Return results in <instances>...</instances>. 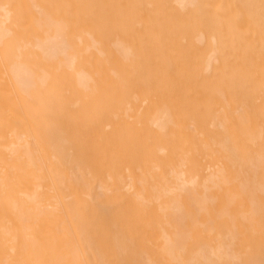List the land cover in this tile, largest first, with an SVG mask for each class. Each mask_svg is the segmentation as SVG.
<instances>
[{
  "label": "bare ground",
  "instance_id": "1",
  "mask_svg": "<svg viewBox=\"0 0 264 264\" xmlns=\"http://www.w3.org/2000/svg\"><path fill=\"white\" fill-rule=\"evenodd\" d=\"M143 102L151 115L145 138L127 116H118L135 113ZM237 125L257 128L255 138H241L248 144L264 140V0H0V264H117L113 252L121 264H147L91 208L74 214L78 232L68 206L82 195L103 197L114 186L125 204L110 210L122 229L138 242L152 239L146 215L129 199L136 172L147 190L162 164L176 176L184 166L196 169L192 129ZM241 154L243 173L264 171V141L260 152L246 147ZM237 158L228 156L232 164ZM251 185L253 195L264 192ZM201 203L191 204L201 209ZM172 207L166 225L180 239L188 216ZM196 222L191 218L187 229ZM179 239L164 246V257L173 260Z\"/></svg>",
  "mask_w": 264,
  "mask_h": 264
},
{
  "label": "rangeland",
  "instance_id": "2",
  "mask_svg": "<svg viewBox=\"0 0 264 264\" xmlns=\"http://www.w3.org/2000/svg\"><path fill=\"white\" fill-rule=\"evenodd\" d=\"M84 92H87V90H84ZM143 106H145L144 102L142 103V107L138 108V110L135 113L124 114L123 111H121L118 113V116L120 118H123V116L124 117L127 116L128 118L125 119L126 122L134 124L133 128H132L134 130L133 132L136 134H143V137L145 138L149 132V123L148 122H149V119H151V115L149 112H147L146 110L143 109ZM136 115H137V117H136ZM135 117H136V119H135ZM140 125H141V127H140ZM111 128H112V126H109L108 128L106 127V130H109ZM207 128L208 127H206L204 129V133L201 132V130H198L197 128L192 129V131H191L194 135V137L192 138V144L196 145V146H194V148L196 150V161H197V168L196 169H194L192 167L184 166L178 170V174L176 176L173 174H166L167 167H165L162 164L156 168V170H155L156 175L153 178V180L150 181L149 184L147 185V187H146L147 190H143L144 188L140 184H138V180L140 179V175L137 172H136L135 177L132 180V188L129 191L131 196L129 197V199L131 200L132 206L134 208H136V209L139 208L141 210V212H143V214L146 215V220L149 221V225L151 226V228L154 231V235L152 236V239H143L142 242H138L133 237V234L130 231H128V230L124 231L122 229V224L116 220V217L113 214V212H114L113 207L124 206L125 203H124V200L122 198L123 191H121L120 189H116L114 186L109 187L108 190H110V191L107 192V195H103V197L100 196V198H99V197H93L91 195H90L91 197L82 195L79 198V200L75 203V205H69L68 206V209H69L70 215L72 217V222L74 224L75 229L78 232H81L80 231V225H79L80 221L78 220V218L74 217V214H77L80 212H86V211L89 212V209L91 208V210H90L91 213L90 212L89 213L93 216L104 215V217H105L104 222L108 225V228H109L111 234L115 235L114 237H117L123 245L125 244L128 248H130V250L134 254V257L135 256L139 257L140 254H143L144 258L146 259L147 264H151V262L153 260H154V262H152V264H170L171 262H172L171 264H198V262H199V264H200V262H201V264H208V263L215 264L217 262L216 260H214L215 256H220L219 257L220 259H218V262H217L218 264H224V262H225V264H238V263L239 264H241V263H243V264H247V263L248 264H254V263L259 264L261 261H262V263H260V264H263V262H264V234H261V233H264V210L261 208H263V205H264V192L260 191L261 194H263V195L259 194V192H257L258 191L257 188L260 187L261 189L260 188L259 189L262 190L263 189L262 187H264V183H263L264 182V171L259 170V171H257L258 173L257 172L253 173L252 171H247V172L243 173V171L240 170L239 166L243 165V163H244L243 160H245L241 154L244 151V149L246 147H251V149L254 151V154H256V153L261 151V148L263 147V141L264 140H257L252 145L248 144V142L243 141V139L241 140L242 137H247L246 135H248V138L249 137L255 138L257 136V134H258L257 128L254 126H251V125H244V126L243 125H237V126L233 127L232 129H229L228 131H225L223 129L221 130V128H218V127L209 126V131H210V129L212 131V132L211 131L209 132ZM118 130L121 131L122 127H119ZM246 130H247V132H245ZM218 134H220V135H218ZM263 134H264V131H263ZM241 142H242V144H241ZM221 143H225L224 145L227 146L226 152H224V150L221 149V147H220ZM233 145H235V147ZM230 152H232V153H230ZM234 153L235 154L237 153L238 158L236 159L237 163L235 162L234 164H232L230 162V159H228V156L230 154L233 155ZM207 158H208V160H207ZM173 164H175V162H172V165ZM240 172H241V174H240ZM123 173H125V172H123ZM219 174H221V176H223L224 178L222 179ZM247 177H249L248 180H247ZM211 178H213V179H211ZM217 178H219V179H217ZM180 179L186 183V188H188V190L185 191L186 193L183 190H181ZM210 179L213 180L215 185L212 183V181L210 183V181H209ZM250 180H253V181L250 182ZM230 181H231V183H230ZM248 181H249V184H247ZM96 184H98V183L96 182ZM243 184L249 185V186L246 185L248 187L247 191H244L242 188L239 190L238 185H240V187H242L241 185H243ZM251 184H253L254 187H256V189H257L254 192L255 195H253V193H252L253 187ZM203 185L206 186V188L203 187ZM162 186H164L166 188V191H167L166 193L162 191ZM217 186L220 188V190H218ZM190 187H191V190H189ZM208 187H210L211 189L209 188L210 189L209 190ZM203 189H204V191H203ZM93 190H94L93 194H96L99 192V190H97V189H93ZM253 190H254V188H253ZM141 191H142V193H141ZM187 191H191V193H189ZM194 191L196 194L195 193L192 194ZM207 191H209V192H207ZM171 192H172V194H170ZM243 192H245L244 195H242ZM188 193H189V195L187 196ZM197 194H198V196H200L199 198L196 197ZM246 194H247V196H246ZM162 195L165 198H163ZM207 195H209V196H207ZM235 195H238L240 197L238 198V196H235ZM94 196H96V195H94ZM192 196H193V200H192ZM205 196H207V197H205ZM210 196H211V198H213L215 200V203H214L213 199L209 198ZM233 196H235V198ZM253 196H254V198H253ZM136 197L138 200L136 199ZM226 197H228V198H226ZM230 197H231L232 201H228L230 199ZM171 198H173V199H171ZM207 198H209V200ZM251 198L255 199L254 202H251L252 206H251V204H249V200L252 201ZM92 199H93V201H92ZM204 199H205V202H204ZM135 200H137V202H135ZM166 200H168L169 203ZM198 200L200 201V203H201V201H203L201 203L202 204V206H201L202 210L197 209V208L193 209V204H191V203L192 202L194 203V201H198ZM210 200H213L212 201L214 203V204L212 203L213 205L212 204L210 205ZM225 200H227L228 202H226ZM66 201H67V203H70V201L68 199H66ZM111 201H112V203H111ZM190 201H192V202H190ZM170 203H172V204H170ZM205 203H207L206 206H203V205H205ZM253 204H256L257 207L255 205H254L255 206L254 207ZM258 204L260 207H258ZM86 205H88V206H86ZM111 205H113V206H111ZM169 205H170V208H169L170 210L167 208ZM171 205L172 206L175 205V207H178L181 210L184 209V212H182V214L184 213L183 214L184 217L188 216V217H185L184 220L182 221L183 222L182 227H181L182 229L180 228L179 233L181 232V235L183 238L180 237V239L178 238V236L180 234L178 235V233H176L178 231L174 230L173 226L172 227H171V225L168 226L169 224L166 225L167 219L165 220V218L169 214L172 213L171 209H173V207ZM249 205H250V208H249ZM93 206H94V208H93ZM210 206H212V207H210ZM225 206H226V208H225ZM147 207H149V208H147ZM253 207H254V209H253ZM164 208H165V210H164ZM227 208H228V210H226ZM256 208L260 209L259 214L261 213V215H262V216L259 215L260 216L259 218H258V213H257L258 209L256 210ZM110 209H112L113 212ZM249 209H250V211H249ZM199 210L204 211L205 213L207 212V216L204 212H200ZM252 210H254V211H252ZM93 211H95V212H93ZM108 211H109V213H108ZM102 212H104V213H102ZM253 212H254V214H253ZM196 213L197 214L199 213V214L197 215ZM219 213L221 216H219ZM246 213H249V215H247ZM190 214H192V215H190ZM226 214H228V216ZM251 214H252V216H251ZM216 215H218V216H216ZM129 216H130V218L132 217L131 214H128V217ZM195 216H197V217H195ZM250 216H251V218H250ZM193 217L197 222H196V225L194 227L192 226L193 228L191 227V230H189L187 228H190V225H191L190 219L191 218L193 219ZM218 217H219V219H217ZM253 217L254 218L256 217V218L254 219ZM232 218H233V220H232ZM252 218L254 219V221ZM257 218H258V220H257ZM240 219H243V220H240ZM208 221L210 222V224ZM211 221L214 223H212ZM245 221L247 223H245ZM249 221L251 223L252 222H254V223L251 224ZM230 222H233L232 226H230L231 225ZM260 222H261V224H259ZM112 223H113V225H112ZM239 224H240V226H239ZM204 225H207V226L205 227ZM209 225L210 226L212 225V226L210 227ZM233 225H235V226H233ZM249 225L251 227H248ZM203 226L205 228H203ZM253 226H254V228H252ZM260 227L263 229H261ZM206 228H208V229H206ZM231 228H233V229H231ZM247 228H250V229H247ZM183 229L187 231V232L185 231L186 234L185 233L183 234V231H184ZM203 230H207V232L204 233ZM246 230L248 233L246 232ZM251 230L253 231V234H252L253 236L250 235L252 233ZM254 230H255V233H258V234H255ZM256 231H258V232H256ZM231 232H233V234H230ZM234 234H236V235H234ZM162 235L164 237H162ZM185 235L186 236L188 235L189 238L184 237ZM82 237L84 240L87 239V235L85 233L82 234ZM174 237H176L177 240L178 239L180 240L179 245L182 243L180 245V248H177L176 250L172 251V255L174 258H176L177 255L179 257V258L177 257L175 259V262H174L173 257H172V259H173L172 261H171V257L170 258L166 257V256L164 257V253H165L164 251L168 250V248H165V247H170L177 242V240ZM228 237H230V238L228 239ZM163 238L168 239L167 240L168 244H167L166 240ZM234 238H236V240ZM169 240H171V242ZM182 240H184V241H182ZM233 240H234V242H233ZM146 241H148V243ZM170 243L172 245H169ZM259 243L262 245L260 246ZM131 244H132V246H131ZM167 245H169V246H167ZM185 245H187V247H185ZM156 247L158 249H156ZM160 247H161V250L159 249ZM181 248L183 251V252L181 251L182 253L179 251V250H181ZM231 248H232V251L230 250L231 251L230 252L229 249H231ZM162 251H163V253H162ZM139 252H140V254H139ZM217 252L219 253L218 255H216ZM227 252L228 253L230 252V253L228 254ZM119 255L120 254H118V252H113V254H112L113 257H111V258H114V257H116V258L111 259V260H113L114 262L119 264L120 260H121V256L119 257ZM228 255H230V256H228ZM251 256L254 257L253 260L255 259V257L256 258L258 257V258L255 259L254 261H252ZM204 257H205V259L208 260V261H206L207 263L204 261ZM230 257H232V258H230ZM249 257H250V259H247ZM225 258L227 259V261L229 263L226 261ZM229 258H230V260H228ZM115 259H116V261H115ZM221 259H222V261H221ZM184 260H186V261H184ZM250 260L253 263H249ZM202 261H204V263ZM236 261H238V262H236ZM167 262H169V263H167ZM257 262H259V263H257ZM132 263L136 264L135 261L125 262V264H132ZM139 264H141V263H139Z\"/></svg>",
  "mask_w": 264,
  "mask_h": 264
}]
</instances>
